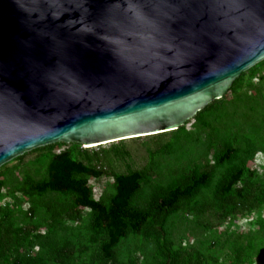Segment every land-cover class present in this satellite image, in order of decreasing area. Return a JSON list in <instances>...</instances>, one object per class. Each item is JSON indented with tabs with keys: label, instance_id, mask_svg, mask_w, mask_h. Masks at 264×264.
Returning a JSON list of instances; mask_svg holds the SVG:
<instances>
[{
	"label": "water",
	"instance_id": "obj_1",
	"mask_svg": "<svg viewBox=\"0 0 264 264\" xmlns=\"http://www.w3.org/2000/svg\"><path fill=\"white\" fill-rule=\"evenodd\" d=\"M264 60V0H0V167L173 131Z\"/></svg>",
	"mask_w": 264,
	"mask_h": 264
},
{
	"label": "trees",
	"instance_id": "obj_2",
	"mask_svg": "<svg viewBox=\"0 0 264 264\" xmlns=\"http://www.w3.org/2000/svg\"><path fill=\"white\" fill-rule=\"evenodd\" d=\"M221 102L222 98L214 100L194 118L204 120L203 114L211 109L215 111ZM184 125L168 131L178 138L176 146L167 144L159 154L172 155L177 147L190 142L191 133L178 135L184 130ZM58 144L65 145L62 142ZM198 144L204 154L211 152L210 164L195 163L185 170L174 169L164 181H157L162 166L158 161L150 162L144 168L113 175L114 192L102 199H95L88 186L89 177L101 175L89 165L90 160L77 159L73 148L53 154L47 163L46 177L36 181L26 178L20 191L27 197L39 198L62 194L72 197V202L60 206L47 204L51 223L50 230L45 233H33L37 224L32 227L29 224L15 226L10 215L6 213L4 216L0 207V260L5 252L12 251L11 264H75L76 254L90 251L93 256L87 264H141L136 263L132 256L122 261L118 253L120 244L134 237L152 249L151 264H218L219 258L211 255L210 251L214 245L205 251L175 246L170 234L171 222L179 214L214 212L219 219L250 214L264 205V180L258 181L256 171L248 166L254 150L250 141L244 146L235 144L215 126L198 139ZM72 145L79 147L81 144ZM52 147L53 144L42 146L33 152ZM22 156L16 158L21 159ZM2 184L0 179V192ZM83 209L89 212L86 224L88 237L74 242L66 235L72 227L66 225L63 218L77 222ZM34 211H29V214ZM256 222L259 225L257 230L234 233L229 238L228 264L250 261L257 240L264 233V223ZM81 241L88 246L82 245ZM35 245L41 247V252L30 254L25 251Z\"/></svg>",
	"mask_w": 264,
	"mask_h": 264
},
{
	"label": "rangeland",
	"instance_id": "obj_3",
	"mask_svg": "<svg viewBox=\"0 0 264 264\" xmlns=\"http://www.w3.org/2000/svg\"><path fill=\"white\" fill-rule=\"evenodd\" d=\"M203 117L204 120L193 118L185 123L184 130L178 135L183 136L184 132L191 133L190 142L186 146L183 144L177 147V151L172 155L159 154L161 148L167 144L176 146L175 142L178 138L171 132L128 138L93 147L84 145L76 147L72 145L73 143H65V145L56 143L51 149L40 148L35 152H33L34 149L28 151L21 159L14 158L0 167V179L3 181L0 207L3 215H10L15 226L29 224L32 227L37 224L33 233H45L50 230L51 219L46 210L47 204L70 205L72 197L62 194H50L40 198L27 197L20 191V187L26 178L35 181L45 178L47 163L55 153L73 148L77 159L85 162L90 160L89 165L100 171L101 175L89 177L88 186L92 189L95 199H102L114 192L113 175L127 172L130 169L144 168L150 162L158 161L162 166L157 181H164V178L174 169L185 170L195 163L210 164L211 152L204 154L198 144V139H201L209 128L215 126L235 144L240 143L244 146L247 141L252 143L254 150L248 166L256 171L258 181L264 180V60L244 71L233 87L223 96L219 107L215 111L211 109L205 112ZM184 138L180 139L179 145L182 144ZM31 210L35 211L29 214ZM81 213L82 217L77 222L63 218L65 224L72 227L66 235L72 237L74 242L77 239L87 240L88 237L86 224L89 212L83 209ZM256 221L264 223V205L250 214L227 219H219L214 212L203 215L186 214L182 216L179 214L171 222L170 234L174 245L185 249L196 248L205 251L214 245L210 250L211 255L219 258L218 264H228L231 247L229 238L234 233H248L249 230H257L259 225ZM80 243L88 246L85 241ZM91 247L96 249L94 246ZM41 250V247L35 245L25 251L36 254ZM118 253L122 261L132 256L136 263H152V249L143 242L140 244V241L134 237L124 240L120 244ZM92 256L90 251L76 254L75 264H87ZM250 256V261L246 264H264V233L257 240L256 249ZM12 257V251L5 252L0 264H11Z\"/></svg>",
	"mask_w": 264,
	"mask_h": 264
}]
</instances>
